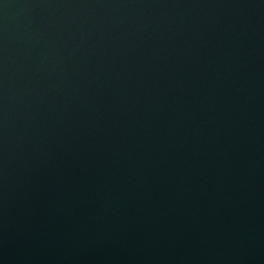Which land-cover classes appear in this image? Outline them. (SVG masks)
I'll list each match as a JSON object with an SVG mask.
<instances>
[{
  "label": "water",
  "instance_id": "1",
  "mask_svg": "<svg viewBox=\"0 0 264 264\" xmlns=\"http://www.w3.org/2000/svg\"><path fill=\"white\" fill-rule=\"evenodd\" d=\"M0 264H264V0H0Z\"/></svg>",
  "mask_w": 264,
  "mask_h": 264
}]
</instances>
